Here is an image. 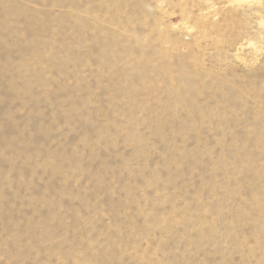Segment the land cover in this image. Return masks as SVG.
<instances>
[{
  "label": "rangeland",
  "instance_id": "rangeland-1",
  "mask_svg": "<svg viewBox=\"0 0 264 264\" xmlns=\"http://www.w3.org/2000/svg\"><path fill=\"white\" fill-rule=\"evenodd\" d=\"M0 264H264V0H0Z\"/></svg>",
  "mask_w": 264,
  "mask_h": 264
}]
</instances>
